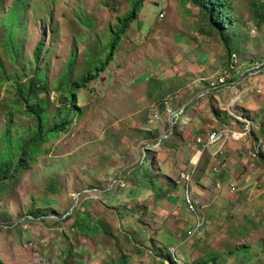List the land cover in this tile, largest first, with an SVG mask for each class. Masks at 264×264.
Listing matches in <instances>:
<instances>
[{"label":"rangeland","instance_id":"1","mask_svg":"<svg viewBox=\"0 0 264 264\" xmlns=\"http://www.w3.org/2000/svg\"><path fill=\"white\" fill-rule=\"evenodd\" d=\"M16 1L0 0V138L8 124L13 133L37 134L39 121L14 85L28 90L37 71L47 77L37 92L45 129L66 113L71 85L94 59L106 58L109 24L116 26L133 0H23L14 20ZM230 1V47L193 2L144 1L113 62L77 91L71 125L0 183V264H73L72 258L89 264L91 256L107 251L102 264H121L117 254L122 264L139 255L145 256L141 264H174L159 256L163 252L179 264H264V94L246 93L232 107L250 122V136L225 145L220 172L213 171L215 162L210 166L212 150L200 162L192 193L201 177L212 179L211 196L198 203L205 221L201 234L187 238L192 224L181 216L186 205L180 172L196 153V139L216 129L243 131L245 125L228 110L234 90L211 88L232 62L229 48L241 66L264 60V13L253 6L260 3L264 11V0ZM2 148L0 140V153ZM146 159L153 161L152 172L144 169ZM33 199L35 215L29 213ZM104 201L119 207L110 236L100 233ZM84 202L95 205L90 214L96 220L78 212ZM135 209H142L138 216ZM76 214L87 223L85 236L74 226ZM115 234V243L102 242ZM142 243L148 250H138ZM114 244L119 252L111 251Z\"/></svg>","mask_w":264,"mask_h":264},{"label":"trees","instance_id":"2","mask_svg":"<svg viewBox=\"0 0 264 264\" xmlns=\"http://www.w3.org/2000/svg\"><path fill=\"white\" fill-rule=\"evenodd\" d=\"M22 1L23 0H17L14 5V10L12 11L11 15V18L14 20L15 15L22 10ZM144 1L145 0H133L130 9L124 15L116 17L117 25L113 26L109 24L110 39L107 44L108 54L106 58L101 60L94 59L92 61V66L87 70V72L79 80L73 82L68 91V95L66 96L67 101L71 105L66 108L67 111L65 114L60 113V115L57 116L56 123L49 130L45 129V127H47V114L45 107H43L42 103L39 102L37 97L38 90H43L46 87L41 86V84H47L46 73L42 70L37 71L34 75L35 78L32 79L28 90L26 91L21 88L19 83L14 84L15 87H19L18 95H20L24 107L27 109V111H30V114H32L38 119L39 128L37 129V134H34V132L29 131L22 132L21 134L13 133L12 130H10V124H8L7 128H5L0 138L3 146L2 151L0 153V183H5L4 181L6 177L9 176L14 167L16 172L24 170L28 166L27 164L29 163L30 158L36 157L38 154L43 152V146L48 143L50 139L60 135L64 128H68L71 125L70 117H75L77 115V111L74 109V107L78 103L77 91L81 90L84 87H87L93 80L97 79L102 74V72L105 71L107 67L113 62L116 51L120 46V43L122 42L124 36L128 33V28L131 23L138 18L139 13L143 7ZM189 1L193 2L197 7H199L203 11L206 18L209 19V22L217 29L218 33L221 35V37H223L226 44H229L228 46L230 47V35L228 31L231 26V21L233 17V3L230 0ZM253 6L255 10H257V12H259L260 14L264 13L263 6L260 3L255 2L253 3ZM9 25L11 26V23H9ZM12 30L14 31L16 30V28L14 27L12 28ZM43 51L44 45L41 42L37 45V48L34 52V60L36 63H40L41 54ZM234 54L235 52L233 53V51L229 48V55L231 61ZM6 133L7 137H5ZM149 160L150 159H146L144 164V169L148 173L152 172L151 169H149V166L151 163H153L152 160ZM156 196L158 198L159 194ZM34 204L35 200L33 199L29 213L35 215L36 210ZM141 210L142 209H136L135 215L138 216ZM75 216L76 220L74 222V226L79 230L80 233L84 234L87 223L77 220V214ZM88 217V220L90 222L94 220V217L92 215H89ZM100 225L103 234L112 235L111 232L113 231V229L111 228V225H106L105 223H100ZM184 244L185 243H183L182 246ZM137 247L138 250L140 249V251H142V245H137ZM68 249V252L70 253V247ZM62 254H66V249L63 250ZM159 256H162L164 260H170L174 264H179L175 260V257L173 255V258L171 256L166 259V257H164L163 252L162 255ZM68 259L69 256H67V259H65V261H67ZM164 260H161L160 263H162V261L164 262Z\"/></svg>","mask_w":264,"mask_h":264},{"label":"built area","instance_id":"3","mask_svg":"<svg viewBox=\"0 0 264 264\" xmlns=\"http://www.w3.org/2000/svg\"><path fill=\"white\" fill-rule=\"evenodd\" d=\"M243 68H246V70L241 72V69ZM235 72L240 74V77L237 79H235ZM211 88L218 91L227 88L234 90L236 96L235 98H232V102L228 110L237 120L243 121L245 125L243 127V131H235L229 128L216 129L208 132L206 136L198 137L196 139V153L191 159L190 165L185 170L180 172L181 183L185 186V205L188 212L194 215V221L187 231V238L189 239L195 238L201 234L205 223L204 219L198 215V201L194 198L192 193L191 184L193 182V178L198 173L200 162L209 149L222 146L229 138L233 140H240L249 135L251 129L250 122L244 120L240 112H234L232 107L235 108L237 102L242 100L246 93L256 91L258 94H264V60L253 61L250 64H244L241 66L237 54H234L230 66L224 71L220 78L211 82ZM156 117L160 118V115L157 114ZM215 164L216 166H213V171L218 173L220 171V161H216ZM231 192H237L236 186L231 187Z\"/></svg>","mask_w":264,"mask_h":264},{"label":"crops","instance_id":"4","mask_svg":"<svg viewBox=\"0 0 264 264\" xmlns=\"http://www.w3.org/2000/svg\"><path fill=\"white\" fill-rule=\"evenodd\" d=\"M234 93V92H233ZM213 131V130H212ZM248 136V135H247ZM247 136H246V138H247ZM250 136V135H249ZM232 141H239V140H233V139H228L222 146H217V147H214V148H211L210 150H212L210 153H208L209 155H210V160H211V163H210V166H211V164L213 165V162H216V161H219L220 159H223L224 158V156H225V152H224V147H225V145L227 144V143H230V142H232ZM249 143V142H248ZM247 143V144H248ZM248 146H250V144H248ZM195 150H196V148H195ZM208 152V151H207ZM207 152H206V154H207ZM217 157H220V158H217ZM216 159V160H215ZM220 165H221V167H220V169H222V163L220 162ZM211 168V167H210ZM220 172V171H219ZM218 172V173H219ZM208 175V174H207ZM204 175L203 177H201V179L197 182V183H194L193 184V195H194V198L198 201V203H199V201H201V200H204V199H206V197L208 196V194H210V192L212 191V189H211V187H209L208 185H209V182H210V180H212L210 177H208V176H210V175ZM225 178H229L228 176H226L225 175ZM232 182V181H231ZM230 184H233V183H230ZM220 189V188H219ZM132 192V191H131ZM210 196H211V194H210ZM215 199V198H214ZM107 201V200H106ZM106 201H104V203H105V205H106V207H104V209L103 208H101L102 210H103V213L99 216V219H102V220H105V224L107 225V224H109V225H111L112 227V229H113V231L115 232V226H114V223H113V221L111 220V218H113L114 217V212L115 213H117L118 212V209H119V207L118 206H116V207H112V208H110L111 206H108V203L106 202ZM213 201H216V200H213ZM157 202V201H156ZM90 205V203H86V202H84V205L83 206H80L81 208H80V210H79V212H81V213H84L85 215H86V217L87 218H89L88 216L89 215H92V214H90L92 211H94L93 209L94 208H96L95 207V205L93 204V205H91V206H89ZM157 205V204H156ZM158 207H160V204H158L157 205ZM151 208V207H150ZM92 209V210H91ZM113 209V210H112ZM181 210V209H180ZM90 211V212H89ZM113 211V212H112ZM134 211H136V209L134 210ZM182 212H181V216L182 217H184V216H186V221H188V222H191V224L193 223V218L191 217V215L189 214L190 212H188V210H187V208H185V210L182 208V210H181ZM179 214V213H178ZM93 216V215H92ZM179 216H180V214H179ZM135 219V218H134ZM94 220H96L95 218H94ZM93 220V221H94ZM89 221V220H88ZM90 222V221H89ZM92 222V221H91ZM132 229L135 231V229H134V227H132ZM101 230V229H100ZM133 230H127V233L129 232V231H133ZM100 233H101V235H103V232L102 231H100ZM133 233H135V232H133ZM123 234H126L125 232H123ZM130 235H129V238L132 240V244H133V246H135V239L133 240V238H132V234L131 233H129ZM86 235V230H85V232H84V236ZM142 238H143V236L141 235V232H140V234H139ZM108 236H110V235H108ZM108 236H105V237H107V239L105 240V241H102L106 246H109V243L112 241L113 243H115L116 242V238H117V235L115 234V236H113V237H108ZM123 237H121V239H122ZM144 239V238H143ZM172 241H173V239H172ZM141 242H143L142 240H141ZM96 245V244H95ZM105 245H104V247H105ZM138 245H142V251L141 252H143V251H146V250H148V247H146V245L147 244H138ZM124 246V245H123ZM156 246V245H155ZM91 247V246H90ZM100 247L102 248V245H100ZM158 247H162L161 246V243L159 244V246ZM114 250H111V251H116V252H119L118 251V248H116V244H114ZM94 250H97V247L95 246L94 248H93ZM149 250H150V248H149ZM107 253H109V251H107L105 254H103V255H100V254H96V255H94L93 256V258H92V256H91V259H90V261H89V264H102V263H104V262H107L108 260H107V258H106V254ZM125 254H127L128 255V253H125ZM64 255H66V254H64ZM67 256V255H66ZM71 257H72V255H71ZM116 257H119V260H120V262L119 263H123L122 262V259H121V254H117L116 255ZM139 257L140 258H138V257H136V258H134V257H130V258H128L127 260H124L125 261V263L126 264H141V262H142V260H145L144 258H145V256H141V255H139ZM141 259V260H140ZM146 259H149L148 257H146ZM72 261H73V264L75 263L74 262V260H73V258H72Z\"/></svg>","mask_w":264,"mask_h":264}]
</instances>
